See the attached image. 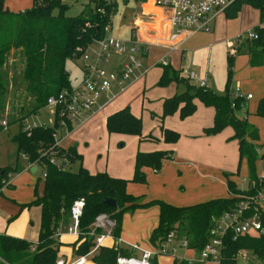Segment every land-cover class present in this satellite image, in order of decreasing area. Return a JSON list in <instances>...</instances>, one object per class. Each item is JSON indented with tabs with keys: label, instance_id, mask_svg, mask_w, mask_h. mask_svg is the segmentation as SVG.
Instances as JSON below:
<instances>
[{
	"label": "trees",
	"instance_id": "16d2710c",
	"mask_svg": "<svg viewBox=\"0 0 264 264\" xmlns=\"http://www.w3.org/2000/svg\"><path fill=\"white\" fill-rule=\"evenodd\" d=\"M243 5L257 11L258 25L252 28L257 38L245 39L241 47L245 45L244 54L247 56L248 65L261 67L264 66V0H236L224 10V17L236 18ZM67 8L61 0H31L29 9L13 13L4 8L3 0H0V119L8 96L9 99H22L16 109L18 118L11 117L18 127L11 142L15 145L16 157L22 156L43 174L40 195L37 196L34 187V199L21 205V208L34 206L39 209L36 242L29 243L24 239L0 234V257L8 264H53L58 247L53 234L60 224H68L69 207L76 199L83 200L82 213L78 220V228L82 233L88 232L94 217L103 213L113 222L112 236L119 237L121 218L125 211L155 205L158 208V221L150 233L149 243L153 246L173 231L178 236L185 237L188 246L198 252L208 240L212 218L235 212L239 202L245 197H251L255 192L254 188L259 187L254 164L260 157H264V142L256 145L254 142L258 139L255 128L246 121V116L236 115L245 107L243 98L231 96L232 92L228 89L222 95L214 94L211 90L199 88L183 78L181 70H174L167 64L159 65L161 73L156 86L162 87L169 83L186 86L182 92L163 99L160 119L174 113L181 120L190 116L195 110V100L212 108V125L204 133L215 135L226 127L231 128V139L237 141L238 164L244 161L247 184L254 181L256 187L239 189L227 180L229 197L225 199H213L186 207H174L161 201L137 204L138 197H132L125 192L128 181L112 178L103 172L90 174L80 165L81 157L75 153L73 147L55 145L59 137H55L58 126L53 115L50 127L35 125L27 130L23 129V120L45 107L48 96L72 87L65 69L66 62L74 61L71 55L76 48L85 49L92 40L103 37V28L110 25L114 3L112 0H89L74 17L64 15ZM53 9L56 14H52ZM241 47H237L235 54L239 53ZM10 52H16L22 64L18 80L12 78L11 85L3 72ZM232 56H226L229 66L232 64ZM229 75L228 70L227 81ZM254 114L264 118V96L258 100ZM104 128L107 134L139 138L141 121L130 113L128 107H124L106 116ZM160 135L163 142L168 144L174 143L178 138L175 132L167 129H161ZM166 157L167 151L137 152L129 182L144 183L141 169L148 167L157 170ZM50 159L53 161L50 162ZM72 160L78 163L75 171L66 168L68 164H72ZM15 172V165L0 167V191L10 174ZM260 185L264 186V182ZM103 198L114 200L115 206L108 207L103 204ZM252 212L250 205L242 213V218ZM80 239L82 240L79 241ZM222 242L224 247L219 264H234L239 250H245L259 264H264V236L249 232L233 237L228 232ZM92 243L91 236L83 235L71 245L72 256L87 253ZM119 254L127 256L130 252L126 249L100 247L91 260L94 264H115V258ZM155 261V258L150 260L151 264H156ZM173 264L181 263L174 260Z\"/></svg>",
	"mask_w": 264,
	"mask_h": 264
},
{
	"label": "crops",
	"instance_id": "0c3cea01",
	"mask_svg": "<svg viewBox=\"0 0 264 264\" xmlns=\"http://www.w3.org/2000/svg\"><path fill=\"white\" fill-rule=\"evenodd\" d=\"M17 1L18 0H3L4 8L10 12L16 13L29 7L30 0H27L28 4L26 7L15 10L9 3L16 4ZM144 6V8H147L146 4ZM217 19L220 22V29L223 31L222 35L225 37V27L227 26V21H230V19L225 18L224 13L213 20L212 29L208 33H212V35L215 34V21ZM234 19H236L238 26H242L241 29L253 28L258 25L257 11L246 5L241 6L238 15ZM182 46L179 50L172 52V54H179L180 58H182ZM244 51L245 50L241 47L239 53L235 55L238 56L240 53L244 54ZM147 54L148 50L143 55L146 57ZM165 55L166 58L164 60L167 65L174 70H182L173 67L170 62L171 58L169 56L167 57L168 54ZM175 58L176 57H174V59ZM244 58L242 74L245 76H240V74L237 75V70L235 69L234 79L242 78L245 79L247 83V81H252L253 77L258 72H261L262 77H264V66L250 67L248 65L247 56L245 55ZM110 67L111 66H109V68ZM141 70L143 69L141 68L138 71V80L134 83H132V80L123 92L117 93V91H115V94H112L110 88L109 92L104 94L109 100L100 104L99 106H101V108L99 110H94L83 122L69 125V128L66 129V134L57 135L60 140L59 145L61 146V141L66 139V148L70 146L74 148L75 153L81 157L80 165L88 173L95 174L103 172L112 178L128 181L125 186V192L132 197H138L139 200H137V204L161 201L174 207H186L213 199H225L229 197L226 187L227 180L231 181L237 188L244 189L245 185H241V180L246 179L247 170L244 161L238 164L237 141L231 139V128L226 127L215 135L205 134L204 130L212 125L214 111L212 108L205 107L196 100L194 101L195 110L190 116L181 120L178 118L177 114L174 113L160 119L161 103L163 99L175 93L182 92L184 87L182 84H174V89L171 88L172 90L164 94L146 93L147 95L143 96L144 90H142V87L144 86L141 80L146 73L143 76L140 75ZM158 72L159 74L157 77H159L161 73L160 68ZM202 80L208 83L207 78L204 77ZM241 89V94H249L251 97L244 101L245 107L243 110L238 111L237 115L238 117L246 116V121L255 128L258 140L254 143L259 146L264 142V118L257 117L254 113L258 100L264 96V90H251L249 87H241ZM248 90H251V92ZM111 94L112 96L109 97ZM124 107H128L132 115L140 118L141 132L139 138L136 136L107 134L104 128L106 116ZM161 129L175 132L178 135L177 140L172 144L164 143L160 135ZM110 135H116V137L110 139ZM101 138L105 140L103 145H100L98 142ZM107 140H112L111 146L106 143ZM119 142L120 144H118ZM154 150L167 151V157L162 160L160 168L154 170L143 167L141 171L144 175V183L129 182L133 175L135 154L137 152L146 153ZM98 153H101L100 155H102V158L96 160L94 156ZM22 159L26 162V167L29 168L31 173L38 169L35 165L28 163L25 158L22 157ZM262 163H264V157H260L254 164L256 176L264 170ZM23 171L24 170L20 173H23ZM17 175L18 171L16 167V172L10 174L4 187H11L13 189L9 192L10 199L17 206H21V204L29 199V202L32 201L34 197L32 191L31 198L17 200L16 202L14 198L15 188L13 186V180ZM3 188L0 191L1 194L6 190ZM40 190L39 192L36 191L37 196L40 195ZM35 208L38 210V217L33 236L28 233L26 228H22V216L19 213L16 216L17 220L10 224L7 223L4 226V230H2L3 226H0V234L24 239L29 243L35 242L39 218V209L37 207ZM129 211L131 215L128 219L131 222V228L128 231L124 225V221L127 218L125 211L121 218L119 238L124 243H136L138 245L140 244L139 246L142 248L149 249L152 245L149 243L148 238L151 231L157 226L158 208L155 205H151ZM139 215H142L143 218H139ZM139 221L142 223L141 227L138 229L137 224ZM145 229L148 234L142 237L141 231ZM145 237L146 240H144ZM63 242L66 243L67 246L60 247L58 253L70 257L71 248L69 244L72 243V240L63 238L62 243ZM176 250H184V252L180 251L179 255L182 256V258L185 257V259L190 256L189 252L192 251L190 249L185 250L181 248H176ZM174 260L178 261V259ZM183 261L187 262L183 259L179 262L181 264H188L183 263ZM193 264L214 263H202L196 260Z\"/></svg>",
	"mask_w": 264,
	"mask_h": 264
},
{
	"label": "built area",
	"instance_id": "2783aa9c",
	"mask_svg": "<svg viewBox=\"0 0 264 264\" xmlns=\"http://www.w3.org/2000/svg\"><path fill=\"white\" fill-rule=\"evenodd\" d=\"M236 0H149L141 4V18H136L132 31L127 41H122L110 34L109 25L103 28V37L94 39L85 49L76 48L71 57L79 63L80 79L69 89H62L56 95L48 96L45 106L51 108L52 115L57 120L58 130L68 129V125L78 124L85 120L94 110L101 106L97 101L101 94L108 93L111 86L117 88V93L123 92L132 82L135 71L141 69L139 55L147 52L148 48L160 47L168 52L177 51L189 37L197 33H208L212 29L213 20L224 13ZM146 4L147 8H144ZM143 5V6H142ZM254 31L248 32L245 38L241 35L231 40L234 47L231 53L235 54L236 49L242 41L256 39ZM94 44V48L93 45ZM111 66L105 69L104 66ZM158 65H166L164 59ZM146 70H141L140 75H145ZM183 78L187 79L199 88L208 89L205 80H199L190 70H181ZM235 97H241L238 93H232ZM247 94L243 100L250 99ZM5 128L6 122L1 121ZM35 126V125H32ZM24 127V130L29 129ZM57 136V131L55 132ZM60 140L56 139L55 145ZM53 160L50 159V162ZM43 177V174H41ZM256 182L242 179L241 183L254 188L251 197L242 199L235 212L224 213L212 218V227L208 233V240L197 252V261L219 264L221 251L223 250V237L230 232L233 237L254 232L264 236V170L257 175ZM252 206V213L242 218V213L249 206ZM83 200L76 199L69 207V221L65 227H58L53 238L62 243L63 238L72 240L71 245L83 235L91 236L93 243L87 253L79 256L66 257L58 253L53 264H94L92 255L100 248L126 249L130 255H117L115 264H151L152 258L165 255H174L176 248L191 249L187 239L178 236L175 232H169L161 242L155 243L149 249L140 247L136 243H124L119 237H113L111 230L113 222L106 214L100 213L94 217L86 233L78 228V220L81 216ZM80 239L79 241H81ZM64 243V242H63ZM66 244V243H65ZM62 247V246H61ZM60 248V247H59ZM33 249V247H31ZM194 251V250H193ZM247 252L239 250L235 258L240 256L245 259ZM190 264L192 261H187ZM0 264H8L0 257Z\"/></svg>",
	"mask_w": 264,
	"mask_h": 264
},
{
	"label": "rangeland",
	"instance_id": "374dc122",
	"mask_svg": "<svg viewBox=\"0 0 264 264\" xmlns=\"http://www.w3.org/2000/svg\"><path fill=\"white\" fill-rule=\"evenodd\" d=\"M62 3L67 5V10L64 15L66 17H74L80 13V11L89 3V0H61ZM114 3V10L110 17V34L117 37L122 41H127L129 38L130 31L133 32L132 26L136 18H141L140 9L141 4L145 3L149 0H112ZM11 7L15 10L27 6V0H18L16 4L9 3ZM29 7L24 9L27 10L31 6V0L29 2ZM251 8V7H250ZM23 10V11H24ZM20 12V11H19ZM15 13V12H14ZM17 13V12H16ZM52 14H56V10H52ZM242 26H238L236 19H230L227 21V26L225 27L226 34L225 37L222 35V29H220V22L218 19L215 21V34L212 33H198L186 39L182 46V58H180L179 54H172V52H168L164 48L160 47H149L148 54L145 57L144 55H139L138 59L141 63V68L146 69V75L142 78V90H144L143 96L147 94L157 93L164 94L172 89H174L175 85L173 83H169L166 86L158 87L156 86L157 76L159 74V68L161 66L158 64L161 62V59H165L166 55L169 56L171 65L173 67L180 68L182 70H190L197 76L199 80L207 78L209 86V90H211L214 94L222 95L228 89L229 92L238 93L241 97H244V93L242 92V88L249 87L251 90H264V77H262L261 72H258L252 79V81L245 82V79L235 78V69L237 70V75L245 76L242 74L243 72V62L245 54L240 53L238 56L232 54V64L229 66L226 61V56L230 55L231 48L234 45L231 44V40L235 39L237 36L241 35L242 38L246 37L248 32L252 31V28L241 29ZM220 29V31H219ZM219 31V33H218ZM240 47L243 45V41L239 44ZM94 48V44L92 45ZM245 50V45L243 47ZM172 54V55H170ZM165 55V56H164ZM177 55V56H176ZM144 56V57H143ZM174 57H176L174 59ZM168 59V58H167ZM247 65V64H246ZM22 68L21 61L18 58V54L15 52H10L7 57V61L3 67V72L6 74V78L9 79L10 85L12 78L18 80L19 71ZM105 69L108 70L109 66L105 65ZM65 69L68 72V80L70 84L75 85L80 79V71H79V63L77 61H67L65 65ZM230 71L229 80L227 81V73ZM138 70L135 71L136 76L133 79L134 83L138 80ZM236 75V76H237ZM184 89L186 86H183ZM172 88V89H171ZM179 89V88H178ZM251 90H248L251 92ZM117 88H114V85L111 86L112 94H115ZM151 91V93H150ZM147 93V94H146ZM231 93V96H233ZM112 94L109 96L111 97ZM8 96L6 103L3 107V112L1 113V121L6 122L5 128H0V167L5 166H14L16 164L18 175L13 180V186L15 190L14 198L17 200H25L31 198V194L33 191V187H36V191L39 192L41 189V172L39 169L31 173L29 168L26 167V162L22 159L20 155L16 157L15 145L11 142V137L17 133L18 127L17 124L12 122L13 118H18V112L16 111L18 105L22 102L18 99H9ZM17 100V101H16ZM104 94H101L99 97L97 104H103L108 101ZM237 115V113H236ZM238 116V115H237ZM52 111L49 107H43L38 110L36 114L30 115L26 117L22 124L24 127H29L32 125H44L50 127L52 125ZM10 123V124H7ZM1 125V123H0ZM66 134L65 129L57 130V135ZM110 139L112 137H116V135H110ZM122 137V136H119ZM66 138V137H65ZM100 145L105 143V140L101 138L98 140ZM106 143L111 146L112 140H107ZM120 144V142L118 143ZM61 146L66 147V139L61 141ZM117 146V143H116ZM101 153H98L94 156V159L99 160L102 158ZM100 156V157H99ZM264 163H262V166ZM66 168H69L71 171H75L77 169V163L72 160V164H68ZM23 173H20L22 172ZM241 178V177H239ZM40 181H38V180ZM36 185V186H35ZM242 186L244 184L241 183ZM5 191L0 193V226L2 225V230H4V226L8 223H13L17 220L16 216L19 213L22 216V228H26L29 234L34 235L38 210L35 207H23L17 206L11 201V197L9 192L13 189L11 187L3 188ZM2 190V189H1ZM41 191V190H40ZM141 199V198H140ZM30 200V199H29ZM29 200L25 203H29ZM139 200V199H138ZM25 203L21 205H25ZM126 213V220L124 221V225L129 231L131 228V222L129 221V216L131 212L128 210ZM12 218V219H11ZM139 218H143L142 215H139ZM20 222V224H21ZM141 221L138 222L137 228L141 227ZM9 226V225H8ZM20 226V225H19ZM60 226H63L60 224ZM2 232V231H1ZM141 236H147L146 229L141 231ZM146 240V237L145 239ZM34 241V240H33ZM36 242V241H35ZM33 242V243H35ZM58 243L57 252L59 247H66L65 243ZM140 243V242H139ZM140 245V244H139ZM180 251L184 252V250H175L173 257L171 255L158 257L156 259V264H173L174 259L192 261L190 264H193L197 260V252L190 251V256L187 259L185 257L182 258L180 256ZM245 259L237 256L235 258L234 264H259V262L255 259L254 256L247 253L245 255ZM183 263H188L184 262Z\"/></svg>",
	"mask_w": 264,
	"mask_h": 264
},
{
	"label": "water",
	"instance_id": "95a60500",
	"mask_svg": "<svg viewBox=\"0 0 264 264\" xmlns=\"http://www.w3.org/2000/svg\"><path fill=\"white\" fill-rule=\"evenodd\" d=\"M102 203L107 205L108 207H114L115 206V201L112 199H108V198H103Z\"/></svg>",
	"mask_w": 264,
	"mask_h": 264
}]
</instances>
